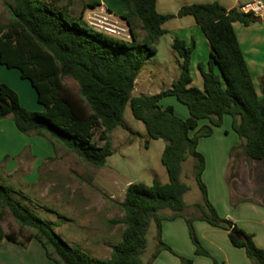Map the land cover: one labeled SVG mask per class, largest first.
I'll return each instance as SVG.
<instances>
[{
	"label": "trees",
	"instance_id": "trees-1",
	"mask_svg": "<svg viewBox=\"0 0 264 264\" xmlns=\"http://www.w3.org/2000/svg\"><path fill=\"white\" fill-rule=\"evenodd\" d=\"M60 0H9L4 3L10 21L0 24V65L17 69L37 94L42 112L22 107L17 94L0 83V119L9 117L16 129L25 135L48 139L55 147H63L83 162L103 167L113 154L109 134L122 124L127 105L135 120L146 130L147 140H163L160 162L168 182L154 180L150 186L129 184L121 203L123 218L115 221L124 226L118 244L108 259H93L63 241L52 228L12 196L11 188L0 184V242L25 246L35 240L46 257L56 264H144L147 233L156 223V250L147 264L163 250L171 249L160 239V224L177 217L185 219L190 240L197 255L207 256L194 229V218L183 216L184 196L188 186L181 180L183 163L189 157L203 204L197 205L198 219L228 232L230 243L245 251L251 264H264V251L255 246L253 236L227 219L220 218L206 197L201 180L203 156L197 151L198 140L209 137L222 118H231V128L239 138L245 156L250 160L264 158V75L259 80L258 96L241 48L233 30L238 22L244 26L264 22V17L226 9L217 2L182 7L175 15L156 12V0H121L127 4L120 15L129 27L130 39L123 40L91 28L84 12L69 14L68 6L58 7ZM92 8L99 3L92 2ZM192 16L210 46L205 69H198L203 80L200 90L191 85L189 71L192 41L186 47L175 38L172 51L178 59L179 76L170 88L155 95H134L135 81L146 64L156 55V45L167 31L163 25L177 17ZM137 19L145 32L139 43L131 27ZM69 78L71 88L63 83ZM174 97L188 110V117L177 116L171 106L161 108L160 100ZM200 121L208 122L199 126ZM97 134V140L94 136ZM98 142L102 144L99 145ZM148 141H146V145ZM7 210L20 228H30L25 243L15 233L1 227ZM168 210L171 215L162 214ZM180 258V264H191Z\"/></svg>",
	"mask_w": 264,
	"mask_h": 264
},
{
	"label": "rangeland",
	"instance_id": "rangeland-1",
	"mask_svg": "<svg viewBox=\"0 0 264 264\" xmlns=\"http://www.w3.org/2000/svg\"><path fill=\"white\" fill-rule=\"evenodd\" d=\"M93 1L99 3V7L88 6ZM99 1L104 6L100 5ZM99 1L60 0L57 6L67 5L71 16L84 12L85 19L86 14L89 16L91 12L102 9L113 16L111 19L116 20L118 26L127 27L125 21L116 13L126 12V3L121 0ZM5 2L9 0H0V24L10 21L4 7ZM131 29L136 34V40L141 43L146 34L137 19H132ZM170 39L168 35L159 38L156 55L150 57L141 70V75L151 76L152 86L146 94L155 95L167 90L179 75L178 63L170 46ZM63 83L76 88V83L69 78L63 79ZM258 85L257 89L260 93ZM169 99L187 111V108L174 98L163 100L161 105L169 106L167 103ZM109 138L113 154L103 167L87 164L57 145L56 159L52 163H46L40 170L41 177L37 184H22V179L19 177L0 179V184L11 188L12 196L16 200L48 224L69 246L93 259L101 260L109 258L111 249L118 244L124 230V226L115 221L123 218L121 203L127 186L137 183L150 186L154 180L161 184L168 182L166 171L160 162L165 142L147 140L144 125L134 119L129 105L123 112L121 126L116 127L109 134ZM93 139L97 140V134ZM146 141H148L147 145ZM98 144L102 143L98 142ZM241 158L248 159L242 147L232 152V163L228 174L230 179L235 175ZM23 159L27 160L28 157L24 156ZM192 163L193 160L188 157L183 163L181 175V180L189 188L184 196V201L189 207V217L199 214L197 205L203 204L201 191L194 178ZM22 165L21 169H24V172L29 170L28 163ZM251 176L253 178V174ZM162 214L169 216L171 212L165 210ZM1 227L5 233H15L20 243H25V236L33 233L30 228H20L7 210L3 211ZM156 235V223L152 222L147 233L148 245L142 256L144 264L149 262L151 254L156 250ZM28 244L19 245L22 247L20 249L22 253L8 246H0V249L7 257L11 256L9 264H24L26 261L29 264H56L46 257L41 246L42 256L33 249L24 253L23 250Z\"/></svg>",
	"mask_w": 264,
	"mask_h": 264
},
{
	"label": "crops",
	"instance_id": "crops-1",
	"mask_svg": "<svg viewBox=\"0 0 264 264\" xmlns=\"http://www.w3.org/2000/svg\"><path fill=\"white\" fill-rule=\"evenodd\" d=\"M253 1L156 0L155 9L160 15H175L185 6L217 2L226 9L236 8L241 11V7ZM100 5L103 3L100 2ZM116 13L117 16L123 14L121 11ZM163 29L167 31L164 36L168 35L171 38V47L175 38L183 41L186 47H189L194 41V47L190 54L189 71L191 85L201 90L203 80L198 65L202 63L206 69L211 50L200 27L192 16H184L167 21L163 25ZM233 30L254 88L258 96L261 97L257 85L264 75V22L251 23L249 26L236 22L233 24ZM176 62L179 63L177 57ZM141 74L140 72L135 81L134 93L149 95L146 93L152 86L151 76ZM0 83L6 84L17 94L20 105L25 109L36 112L43 111V106L37 101L35 90L27 80L21 78L17 69H7L0 65ZM167 98L174 97L160 100L161 108H165L161 103ZM167 103L177 116L182 119L188 117V110L185 111L175 101L169 99ZM207 124L206 121L199 122V126ZM239 145V138L231 128V118L224 115L220 127L213 128V133L209 137L198 140L197 151L204 159L201 180L206 189L207 200L219 217L231 221L244 232L251 234L255 246L264 251V158L260 160L241 158L235 175L230 179L228 174L232 163L231 150ZM57 150V146L54 147L44 137L20 133L9 117L0 119V179L19 177L22 179V184H37L41 177L40 170L46 163H52L56 159ZM24 156H27L28 159H23ZM24 163L29 164V170L25 172L24 169H21ZM188 211L189 207L186 205L183 216L189 217ZM199 216L198 213L192 216L194 218L192 225L196 238L207 256L195 253V246L190 240L185 219L177 217L173 220H164L160 224V239L171 249V252L161 251L151 264H180V258L191 260V264H251L244 249L234 247L230 243L226 230L198 219ZM0 246H8L15 249L14 251L19 250L22 253L21 246L6 240H2ZM25 248L24 253L33 249L42 256V249L35 240H31ZM10 259L11 256L7 257L0 249V264H9ZM24 264L29 263L26 261Z\"/></svg>",
	"mask_w": 264,
	"mask_h": 264
},
{
	"label": "built area",
	"instance_id": "built-area-1",
	"mask_svg": "<svg viewBox=\"0 0 264 264\" xmlns=\"http://www.w3.org/2000/svg\"><path fill=\"white\" fill-rule=\"evenodd\" d=\"M241 11L244 13H252L257 17H264V0H254L251 3H248L241 7ZM91 15H87L86 22L87 24L106 35L117 37L123 40L130 39V32L127 27H120L117 25V21L113 20V16L110 13L100 9L99 11L91 12Z\"/></svg>",
	"mask_w": 264,
	"mask_h": 264
}]
</instances>
